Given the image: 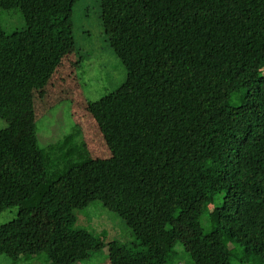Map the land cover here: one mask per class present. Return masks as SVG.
<instances>
[{
    "label": "trees",
    "instance_id": "1",
    "mask_svg": "<svg viewBox=\"0 0 264 264\" xmlns=\"http://www.w3.org/2000/svg\"><path fill=\"white\" fill-rule=\"evenodd\" d=\"M81 1L0 0L25 21L11 33L0 21V111L44 97L79 55ZM105 3L101 20L130 33L114 47L124 82L86 106L109 157H94L76 133L42 147L36 131L15 140L1 129L0 212H19L0 224V256L45 248L53 264H80L108 248L110 264H179L185 227L188 264H264V0ZM96 201L133 242L78 226ZM211 206L217 231L203 224Z\"/></svg>",
    "mask_w": 264,
    "mask_h": 264
},
{
    "label": "rangeland",
    "instance_id": "2",
    "mask_svg": "<svg viewBox=\"0 0 264 264\" xmlns=\"http://www.w3.org/2000/svg\"><path fill=\"white\" fill-rule=\"evenodd\" d=\"M112 0H103V6ZM101 0L77 2L73 11L74 35L79 55L72 56L66 63H61L44 97L33 93L26 100L17 103L13 109L0 111V130L10 128L14 139L19 140L29 131H36L42 147L64 139L71 133L84 140L92 155L96 158L109 157L97 124L87 112L89 102L97 101L117 89L126 78V70L114 53V47L130 38L124 34L123 24L114 21L105 23L101 20ZM120 20H124L120 16ZM3 29L11 33L24 27L25 21L18 11H0ZM126 21V20H125ZM80 62L73 68L71 63ZM80 130V133L75 132ZM217 206H211L210 217L203 218L205 227L218 230L216 222ZM18 207L0 212V224H5L18 215ZM78 226L94 232L108 242L117 240L133 242L131 231L117 214L108 211L102 203L92 202L87 208L77 213ZM50 226L46 218L41 228ZM41 229V230H42ZM183 236L176 248L180 257L179 264L190 261L188 244L190 230L181 227ZM187 251L185 249V246ZM230 248L234 247L230 244ZM45 248L38 249V254L14 261L0 256V264H53L45 253ZM80 264H110L108 248L95 253L91 259ZM235 264H253L252 261H235Z\"/></svg>",
    "mask_w": 264,
    "mask_h": 264
}]
</instances>
